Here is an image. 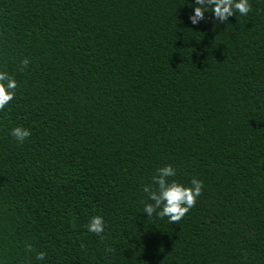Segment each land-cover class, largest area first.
<instances>
[{"label":"trees","instance_id":"16d2710c","mask_svg":"<svg viewBox=\"0 0 264 264\" xmlns=\"http://www.w3.org/2000/svg\"><path fill=\"white\" fill-rule=\"evenodd\" d=\"M249 3L194 25L196 0H0V71L17 81L0 264H264V0ZM166 165L203 181L178 224L143 212Z\"/></svg>","mask_w":264,"mask_h":264},{"label":"clouds","instance_id":"9594fccd","mask_svg":"<svg viewBox=\"0 0 264 264\" xmlns=\"http://www.w3.org/2000/svg\"><path fill=\"white\" fill-rule=\"evenodd\" d=\"M194 14L189 17L192 24H198L204 19L205 11L211 9L214 19L221 23L228 20L229 17L236 15L238 12L241 16H247L252 10L249 0H196ZM207 5V7H206ZM29 65V59L24 58L20 63V71H24ZM17 81L6 71H0V111L14 99ZM11 135L20 143H23L31 132L27 128L17 126L11 130ZM176 170L171 165L163 166L157 169L152 178L156 187L145 185L144 193L147 194L151 201L144 204L143 212L147 213L148 218L153 215L161 219L168 217V222L178 224L180 220L193 208L197 198L202 194L203 181L196 179L191 180V186H185L176 180L169 181V177H175ZM159 210V211H158ZM105 222L100 216H93L88 225V231L96 235L104 232ZM102 238V237H101ZM28 252L35 251L31 244H26ZM107 252H114L112 248H106ZM45 252H37L35 258L43 260Z\"/></svg>","mask_w":264,"mask_h":264}]
</instances>
